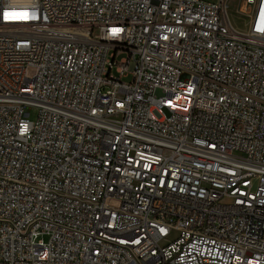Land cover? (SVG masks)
<instances>
[{"label":"built area","instance_id":"obj_1","mask_svg":"<svg viewBox=\"0 0 264 264\" xmlns=\"http://www.w3.org/2000/svg\"><path fill=\"white\" fill-rule=\"evenodd\" d=\"M238 12L0 0V264H264V0Z\"/></svg>","mask_w":264,"mask_h":264},{"label":"rangeland","instance_id":"obj_2","mask_svg":"<svg viewBox=\"0 0 264 264\" xmlns=\"http://www.w3.org/2000/svg\"><path fill=\"white\" fill-rule=\"evenodd\" d=\"M206 1L212 2L214 0H206ZM239 1L240 0H228L229 16L234 28L241 33H246L248 29V21L241 13L238 12ZM31 73H32V69L29 70V74ZM124 80L126 82H130L131 78L126 77ZM28 112H29V119L31 121H35L38 115V110L36 108H30Z\"/></svg>","mask_w":264,"mask_h":264}]
</instances>
